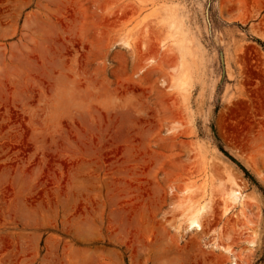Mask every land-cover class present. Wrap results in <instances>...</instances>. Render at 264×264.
Wrapping results in <instances>:
<instances>
[{
  "label": "rangeland",
  "instance_id": "obj_1",
  "mask_svg": "<svg viewBox=\"0 0 264 264\" xmlns=\"http://www.w3.org/2000/svg\"><path fill=\"white\" fill-rule=\"evenodd\" d=\"M0 264H264V0H0Z\"/></svg>",
  "mask_w": 264,
  "mask_h": 264
},
{
  "label": "bare ground",
  "instance_id": "obj_2",
  "mask_svg": "<svg viewBox=\"0 0 264 264\" xmlns=\"http://www.w3.org/2000/svg\"><path fill=\"white\" fill-rule=\"evenodd\" d=\"M241 199V193L239 191L238 188L236 189H230V191L227 193V200H229V202L231 204H235L237 201H239ZM203 206L199 207L195 212H192L188 218L187 221L189 223V226H193V225H197L198 226V215L199 213L203 210ZM227 210L225 209L224 212H226Z\"/></svg>",
  "mask_w": 264,
  "mask_h": 264
}]
</instances>
